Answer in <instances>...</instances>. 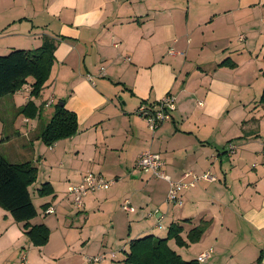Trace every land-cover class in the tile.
I'll return each mask as SVG.
<instances>
[{
    "label": "crops",
    "instance_id": "obj_1",
    "mask_svg": "<svg viewBox=\"0 0 264 264\" xmlns=\"http://www.w3.org/2000/svg\"><path fill=\"white\" fill-rule=\"evenodd\" d=\"M198 1L0 0V54L12 48H36L43 36L56 41L54 61L43 85L47 95L30 96L33 79L29 77L19 90L0 97V102L9 97L1 109L8 105L19 111L29 100L39 108L33 120L13 111L14 130L6 134L1 124L0 140L16 144V131L25 127L17 153L27 155L24 161H31L38 173L47 159L48 167L58 171V175L45 173L42 177V183L48 182L54 190L42 196L43 203L51 204L60 197L55 178L67 186L92 171L117 179V189L86 195L79 212L93 217L95 212L90 209L103 210L106 201L115 199L120 207L123 199L132 206L131 210L121 207L125 214L119 221L125 232L119 233L117 247L106 228L96 225L99 237L92 230L78 231L81 236L66 252L57 248L71 236L72 221L67 229L63 225L52 229L37 209L29 224L44 223L49 238L37 246L27 238L32 250L50 248L48 254L36 258L30 254L31 264H54L53 259L56 264H82L85 256L101 252L107 253L106 259L94 264H122L131 239L147 234L165 237L170 225L179 228L185 242L178 245L171 237L167 245L183 259H195L211 247V257L202 264H264V131L254 125L264 115V105L238 94L250 86L249 73L255 69L249 70L250 62L257 63L252 61L254 52L240 48V42L248 38L246 32L236 31V40L219 45L221 59L214 63H206V59L199 65L190 61L199 58L192 55L194 49L198 56L208 42L217 40L207 37L203 26L221 19L225 26L247 30L250 6L262 0H203L213 7ZM193 34L198 36L196 43ZM225 58L235 63L234 68L218 65ZM262 70L264 59L256 67L255 77ZM259 86L261 94L264 81ZM168 93L175 94L176 107L169 119L152 129L135 110L140 103L161 100ZM57 100H63L65 108L76 114L78 126L73 135L48 145L52 146L49 150L41 143L40 133ZM219 120L225 129H219ZM229 140L236 146L231 155L223 152ZM145 150L160 153L171 179L190 170H209L215 179L200 180L182 191L180 205L164 207L163 197H159L160 192L166 194L167 181L136 166ZM256 161L260 163L252 166ZM121 174L122 182L118 180ZM161 221L166 222L164 231ZM203 222L206 226L200 237L189 241V231ZM13 231L18 237L26 235L23 223L0 206V264H9L4 256L8 246L16 243L13 240L7 245ZM124 233L126 237L121 239Z\"/></svg>",
    "mask_w": 264,
    "mask_h": 264
},
{
    "label": "trees",
    "instance_id": "obj_2",
    "mask_svg": "<svg viewBox=\"0 0 264 264\" xmlns=\"http://www.w3.org/2000/svg\"><path fill=\"white\" fill-rule=\"evenodd\" d=\"M55 45L54 38L43 36L41 45L36 48H12L0 54V97L19 90L27 83L29 77L33 79L30 83L29 95L37 97L49 77L54 61ZM218 65L234 66L235 63L225 58ZM259 102L264 105V90L260 94ZM53 108V114L40 133L41 140L47 145H51L62 137L73 135L78 126L76 114L65 108L63 100H57ZM38 112L39 108L31 100L18 111L26 117L36 116ZM36 178L37 167L31 161L12 163L0 154V206L8 210L15 221L23 223L25 234L30 241L35 245H42L49 238L48 227L44 223L29 224V220L37 215V208L29 191V186ZM51 191L52 188L48 182L42 183L37 189L40 196L49 195ZM48 205L43 203L41 207L46 209ZM205 226L203 222L201 226L190 230L189 241L197 240ZM171 237L178 245L185 242L181 239L179 228L175 225H170L165 237L147 234L131 239L122 264H202L196 258L183 259L169 248L167 241Z\"/></svg>",
    "mask_w": 264,
    "mask_h": 264
},
{
    "label": "rangeland",
    "instance_id": "obj_3",
    "mask_svg": "<svg viewBox=\"0 0 264 264\" xmlns=\"http://www.w3.org/2000/svg\"><path fill=\"white\" fill-rule=\"evenodd\" d=\"M199 4H202V6H212L213 7V3H206L203 0H199L198 1ZM182 5H184V2H181ZM248 14L250 16V20H251V24L249 26V28L247 30H245L242 27H232L229 26L228 24L225 26L224 24L221 23V19H219L218 21H212L208 26H203L202 30L205 31V34L207 35V37L213 39L216 38L217 40L215 42H208L206 48L199 53V55L197 56V53L195 54V49L193 51V56L195 57H199L198 59H191L190 61H192L194 63V65H199L200 63H205L206 59L207 62L206 63H214L217 59H221L222 55L220 54V47L219 45H221V43H224L225 41L227 42L228 39H230L232 41L236 40V31L239 32H243L247 34V42H240V48L245 50H251L252 52H254L253 54V59L252 61H257V63H251L250 62V69L249 70H253L254 68V72H250V86L247 88L248 91H243L242 92H235L238 93L239 95H244L245 97H249V99L253 98L254 100H256V103H259V96H260V84L262 81H264V70L261 71V74H258V77H255V70L256 67H258L259 62L262 61V59H264V24H262V22H264V0H262L260 2L259 5L256 4H252L250 6V9L248 11ZM260 17L262 22L260 21ZM196 29V28H195ZM198 29H196L197 31ZM195 31V33H196ZM238 33V32H237ZM191 39H193V42L196 43L198 36L193 34ZM234 43V42H233ZM255 53L258 54L255 56ZM221 55V56H220ZM217 57V58H216ZM207 65V64H206ZM229 68H234L232 66H229ZM196 69V68H195ZM200 78V77H199ZM49 91H46L45 86L41 89L40 91V96H44L47 95ZM175 95V94H174ZM176 97V96H175ZM7 98L3 99L0 102V105L2 102H6ZM177 99H175V104H176ZM254 104V105H255ZM8 105L3 106V109L0 108V128H1V124H3L4 128H5V133L6 134H10L12 132V130H14V124L12 123V115L18 114V110H13L12 108H7ZM12 110V111H11ZM15 111V112H13ZM238 114V111L235 112V116ZM23 115V114H22ZM26 116V115H23ZM36 116H30L31 120L36 119ZM19 122V121H18ZM254 125L257 126L264 131V115H261L255 122ZM16 126V124H15ZM219 129L222 128H226L225 125L222 124L221 120H219V125H218ZM25 127L21 126L19 129V131L17 130L16 134L14 135L15 137H17L16 140V144L14 142H10V140H0V154H2L4 156V158L6 160H8L9 162L12 163H17V162H22L25 159H27V155H19L16 151L17 149V144H19L24 137H22L20 135V133L24 132ZM223 129V130H224ZM230 141L226 142V146L229 144ZM41 143H43V146L47 147L49 150L52 149V146H49L47 144H45L42 140ZM236 149V148H235ZM29 155V154H28ZM253 163H257V165L260 162H253ZM252 163V166H253ZM46 164L47 167L44 165ZM40 164V172L38 173L37 179L29 186V191L33 200V203L35 204L36 208L39 210L40 212V218L41 219H45L47 223L50 224V227L52 229L55 228V226H57L58 228L63 225L64 228H68V224L72 221V232H71V236H69V239H63V241L59 244L58 249H61V251L66 252L68 251V247L73 245V240H77L78 236H81V234H78V231L84 230V231H91L94 235L95 233V237H99L97 236L98 234H96L98 232V228L96 227V225H103L104 228H106L108 235L111 237L112 243H113V247H117V243L119 239V233L123 232L121 231V226H120V217L124 216V211L122 210V208L120 207V205L118 204L117 199L115 200H108L106 201V208L100 211H97V209H90L89 212H95V215L93 217H87L86 212H79L78 209H80L81 207H77L73 204L72 202V196L68 191V185L72 184L69 183L67 186L66 185H61V182L57 181V178H55V181L53 180V184H55V190L58 192L57 194H60L59 199L57 200H53V202L51 204H49L50 206L55 208V212L54 213H45L44 209L41 207V204L43 203V197L40 196L37 192V189L41 186L42 183V177L43 175L49 174L52 175L53 173H55L56 175H58V171L55 170L54 172L51 170L50 166V161L47 159L45 162ZM167 174V173H166ZM168 175V174H167ZM105 176V175H104ZM106 178H114V177H107ZM124 178V176L121 174V176L118 177V180L120 182H122V179ZM119 182V183H120ZM56 184L58 185V188L56 187ZM121 184V183H120ZM114 185V186H113ZM116 188L117 189V179L114 178L113 183H111L109 185L108 188L106 189H100V190H96L94 192H98V191H102V190H111L112 188ZM37 188V189H35ZM115 189V190H116ZM53 188L51 193L53 192ZM63 191V193H62ZM94 192H88L86 195L90 194V193H94ZM167 192H168V188H167ZM164 193L160 192V198L163 199V206L164 207H170V209H172L173 207H176V205H171V204H167L166 202V195ZM85 195V196H86ZM165 195V196H163ZM85 196H83V199L85 198ZM51 199V198H50ZM83 199H82V206H83ZM162 199L160 201H162ZM125 199H123L124 201ZM122 205V204H121ZM103 211V212H101ZM85 214L83 216H79L80 214ZM39 215V214H38ZM162 224H164V229H161V231H164L166 229V222L161 221ZM61 227V228H63ZM13 236L11 238V241L7 243V245H10L11 242L13 240H16V243L11 246H8V250L6 252V255L4 256V258H7V261L9 264H20V258L24 255L25 256V260L26 263L29 264L31 257L30 254H32L35 258L36 255H43V252L45 254H48V250L50 247H48V249H46L45 251H37L32 250L31 249V244L29 243V239L27 238L26 235H24V237H18L17 233L15 231H13ZM125 232V231H124ZM126 237V234L124 233V236H122L121 239H124ZM32 244H34L31 241ZM35 245V244H34ZM37 246V245H35ZM101 253H105V252H101ZM121 251L119 256H121ZM245 256H249V253L247 254V252L245 251ZM91 255V254H89ZM2 256V254H0V257ZM32 261V260H31ZM54 261V262H53ZM52 262L54 264H56L55 260L53 259ZM50 263V261H49ZM31 264V263H30ZM94 264V263H92ZM253 264V263H251Z\"/></svg>",
    "mask_w": 264,
    "mask_h": 264
},
{
    "label": "built area",
    "instance_id": "obj_4",
    "mask_svg": "<svg viewBox=\"0 0 264 264\" xmlns=\"http://www.w3.org/2000/svg\"><path fill=\"white\" fill-rule=\"evenodd\" d=\"M170 52H172L170 50ZM91 79V76H88ZM52 102V98L47 104ZM176 107L175 96L172 93H168L164 98L158 101L142 102L136 108L135 112L145 118L148 126L152 129H156L162 122L171 117V111ZM235 144L231 141L225 146L224 153L231 155L235 151ZM262 166H264V153H262ZM257 163H253L256 166ZM136 166L144 171L149 172L153 177L165 179L168 183V192L166 195L167 204L180 205L182 203V191L194 187L202 179L213 180L215 176L209 170L203 172L187 171L179 179H171L163 169L164 160L159 152L153 150H145L141 152L136 160ZM114 178H106L103 174L89 171L85 173L81 181L68 185V191L72 196V202L77 207H82V199L88 192H94L100 189H106ZM121 207L124 210H131L132 206L128 199L122 202ZM157 210H154L156 212ZM45 213H54L55 208L48 205L44 209ZM158 227H161V223H158ZM213 249L211 247L206 248L197 254L196 260L204 263L212 255ZM107 257V253H98L87 255L84 258L82 264L101 263ZM20 264H27L25 256L20 258Z\"/></svg>",
    "mask_w": 264,
    "mask_h": 264
}]
</instances>
